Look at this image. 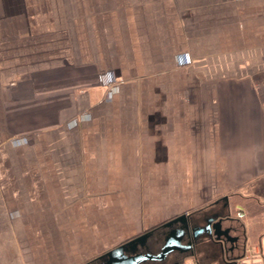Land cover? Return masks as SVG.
<instances>
[{
	"label": "crops",
	"instance_id": "0c3cea01",
	"mask_svg": "<svg viewBox=\"0 0 264 264\" xmlns=\"http://www.w3.org/2000/svg\"><path fill=\"white\" fill-rule=\"evenodd\" d=\"M237 197L264 206V0H0V264H82ZM251 216L244 248L184 262L264 264Z\"/></svg>",
	"mask_w": 264,
	"mask_h": 264
},
{
	"label": "flooded vegetation",
	"instance_id": "af4514ba",
	"mask_svg": "<svg viewBox=\"0 0 264 264\" xmlns=\"http://www.w3.org/2000/svg\"><path fill=\"white\" fill-rule=\"evenodd\" d=\"M239 208H235V210L232 208V202H226L225 203V209L218 213V212H207L203 213V222L202 223H196L193 221V217L196 215H190L188 216V221H189V226L190 229H203L205 233L203 234V238H209L213 243H216L220 245V247L223 248V243L226 242V248L229 249L230 245L229 242H227V238L224 236H221V239L218 240L219 235H213L210 234V230L216 229L218 224L217 221L222 219L221 226L224 229L230 230V232H235L234 234H237L235 238V242L237 244L236 248L241 249L240 247L244 248L246 245V234H247V229L245 225V219L248 217V212L246 211L244 206L238 205ZM209 221H212L211 224H209ZM163 229L166 231L167 228H162L158 230H152L146 233H152L148 239L146 244L143 246H138L137 249L133 250L132 248H129L126 252H124V257L125 259H131L139 256V258L143 259L146 258L147 256H154V255H159L162 252L163 245L160 246L161 239H164L166 236V233L164 232ZM213 230V231H214ZM143 235V234H142ZM139 237V236H138ZM202 239V238H200ZM198 240V242L200 241ZM231 240L230 238H228ZM224 240V242L222 241ZM245 241V243H244ZM197 242V243H198ZM225 248V249H226ZM224 251V249H223ZM105 254L96 257L95 259L82 263V264H106L108 261V258L104 256ZM183 262V256L179 254H173L169 255L166 260L162 263H156L153 261H146V262H141L138 264H182Z\"/></svg>",
	"mask_w": 264,
	"mask_h": 264
},
{
	"label": "water",
	"instance_id": "95a60500",
	"mask_svg": "<svg viewBox=\"0 0 264 264\" xmlns=\"http://www.w3.org/2000/svg\"><path fill=\"white\" fill-rule=\"evenodd\" d=\"M222 219L217 221V228L210 230V234L219 235L218 240L221 236L229 238L230 230L224 229L221 226ZM212 221H209L211 224ZM163 228L169 229L166 233L163 243L162 252L159 255L147 256L146 258H139V256L131 259H125L124 252L129 248L133 250L137 247L146 244L148 237L152 233H144L139 237L130 240L110 251H108L104 256L108 258L106 264H138L146 261H153L156 263H162L166 260L169 255L179 254L183 256V262L185 259L193 257L195 255L196 244L200 238H202L205 231L203 229H190L188 216H180L168 223H166ZM214 230V231H213ZM224 242V240H222ZM240 258L227 259L228 264H238ZM182 262V263H183Z\"/></svg>",
	"mask_w": 264,
	"mask_h": 264
},
{
	"label": "rangeland",
	"instance_id": "374dc122",
	"mask_svg": "<svg viewBox=\"0 0 264 264\" xmlns=\"http://www.w3.org/2000/svg\"><path fill=\"white\" fill-rule=\"evenodd\" d=\"M235 205H240V206H244L246 207L247 211L250 214L254 215V213L258 214V217L256 219L253 218V220L255 221V225H256V229L261 232V229H264V224H263V216H264V211H259L257 208V205L255 206V203H249L248 201H245L244 199H241L239 197H237L236 199H233L232 201V208L235 210L236 206ZM256 207V208H255ZM190 258L185 259L184 261H189Z\"/></svg>",
	"mask_w": 264,
	"mask_h": 264
},
{
	"label": "built area",
	"instance_id": "2783aa9c",
	"mask_svg": "<svg viewBox=\"0 0 264 264\" xmlns=\"http://www.w3.org/2000/svg\"><path fill=\"white\" fill-rule=\"evenodd\" d=\"M182 264H193V263H189V262H183ZM238 264H251V263H249L248 261H242V262H240V263H238Z\"/></svg>",
	"mask_w": 264,
	"mask_h": 264
},
{
	"label": "trees",
	"instance_id": "16d2710c",
	"mask_svg": "<svg viewBox=\"0 0 264 264\" xmlns=\"http://www.w3.org/2000/svg\"><path fill=\"white\" fill-rule=\"evenodd\" d=\"M207 206V205H206ZM205 207V206H204ZM262 207V206H261ZM201 209V208H200ZM261 211H264V206L261 208Z\"/></svg>",
	"mask_w": 264,
	"mask_h": 264
},
{
	"label": "bare ground",
	"instance_id": "6f19581e",
	"mask_svg": "<svg viewBox=\"0 0 264 264\" xmlns=\"http://www.w3.org/2000/svg\"><path fill=\"white\" fill-rule=\"evenodd\" d=\"M164 243V239H163V242H162V244Z\"/></svg>",
	"mask_w": 264,
	"mask_h": 264
}]
</instances>
